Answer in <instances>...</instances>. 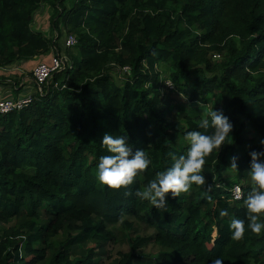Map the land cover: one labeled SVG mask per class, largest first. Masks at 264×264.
Masks as SVG:
<instances>
[{
  "label": "trees",
  "instance_id": "1",
  "mask_svg": "<svg viewBox=\"0 0 264 264\" xmlns=\"http://www.w3.org/2000/svg\"><path fill=\"white\" fill-rule=\"evenodd\" d=\"M45 5L77 44L29 105L0 113V225H14L0 230V264H104L127 231L159 255L133 249L110 264H264V232L246 224L236 240L229 227L246 220L250 153H264V0H0V70L58 52L33 29ZM213 109L233 124L232 141L206 158L205 184L167 194L163 209L136 197ZM105 134L152 161L127 189L97 179ZM66 231L76 236L55 248Z\"/></svg>",
  "mask_w": 264,
  "mask_h": 264
},
{
  "label": "clouds",
  "instance_id": "2",
  "mask_svg": "<svg viewBox=\"0 0 264 264\" xmlns=\"http://www.w3.org/2000/svg\"><path fill=\"white\" fill-rule=\"evenodd\" d=\"M199 129L203 131H190L184 139L189 147L186 154L177 155L168 153L171 166L157 178L151 181L143 190H137L135 196L148 201L154 208L163 209L167 204V194L172 198L179 197L182 193H189L194 185H204L205 176L202 174L206 158L214 151H219L222 146L231 140L233 124L221 111L211 110L207 117L198 122ZM209 129L211 132L209 133ZM264 145V140L261 141ZM107 155L100 157L97 164V179L101 185L109 189H127L134 183L136 178L143 174L152 163L143 149L133 151L128 143L127 136L105 134L101 142ZM251 163L248 171L252 182V189L244 200L247 209L245 219H232L230 230L236 240L243 238L247 229L252 233L264 232V153L253 151L250 153ZM237 157L231 158V167L238 171ZM239 191V188L236 189ZM126 195H131L127 193ZM220 215L227 216V211ZM215 264H222L217 259Z\"/></svg>",
  "mask_w": 264,
  "mask_h": 264
},
{
  "label": "rangeland",
  "instance_id": "3",
  "mask_svg": "<svg viewBox=\"0 0 264 264\" xmlns=\"http://www.w3.org/2000/svg\"><path fill=\"white\" fill-rule=\"evenodd\" d=\"M54 14L55 13L52 6H43L40 11H38L34 16L33 29L35 31L43 33L51 40L57 41L59 46L58 52L56 50H52L50 53L33 60L29 64H16L12 67H8L7 69L0 70V99L6 97H8V99L14 100L24 98L32 99L35 95L38 94V91L40 92L39 87L35 83L34 70L36 66L43 61H47L49 57L66 56V42L69 38V35L61 31L62 34L61 36H59V32L54 30ZM60 29L62 28L60 27ZM160 68L162 72L168 71L165 65H162ZM119 72V70L115 71L114 75L118 76ZM119 83H121V81H119ZM168 84L171 85L170 82ZM173 98L175 102L179 103L180 107H184L185 103L183 102V97L177 96ZM176 118L177 115L174 114L172 119L175 120ZM13 226L14 225H0V230H3V227H6L5 229H8ZM116 229L121 230L119 227H117ZM147 234L149 233L146 232L145 234L143 233L140 236L145 237V235ZM72 236L75 237L76 234H73L71 231L62 233L60 236L53 240L55 248L58 249L62 243L66 242ZM137 237L138 235L134 234L131 231H127L125 232V234L118 236L117 240L108 245L109 254L104 259V264H110L114 260H119L120 253H131L133 249H135V252L139 255H147L153 258H156L159 255L161 249L148 242H139L137 244L134 242ZM53 254L54 251H51L48 260H50Z\"/></svg>",
  "mask_w": 264,
  "mask_h": 264
},
{
  "label": "built area",
  "instance_id": "4",
  "mask_svg": "<svg viewBox=\"0 0 264 264\" xmlns=\"http://www.w3.org/2000/svg\"><path fill=\"white\" fill-rule=\"evenodd\" d=\"M77 44V39L73 36H69L66 47L72 48ZM66 63V57H49L47 61H43L39 63L35 70H34V76H35V83L39 87L40 91L42 86H44L55 73L61 72L65 68ZM7 98V99H6ZM0 99V113L1 114H8L13 111H19L22 110L24 107L29 105L31 98H24L19 100L14 99H8V97ZM239 187H236L234 190V196L236 200H240L242 196L241 189L239 188V191H236V189Z\"/></svg>",
  "mask_w": 264,
  "mask_h": 264
},
{
  "label": "crops",
  "instance_id": "5",
  "mask_svg": "<svg viewBox=\"0 0 264 264\" xmlns=\"http://www.w3.org/2000/svg\"><path fill=\"white\" fill-rule=\"evenodd\" d=\"M25 91V90H24Z\"/></svg>",
  "mask_w": 264,
  "mask_h": 264
}]
</instances>
